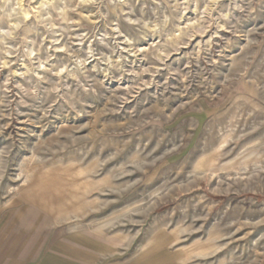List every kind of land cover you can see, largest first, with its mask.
<instances>
[{
    "label": "rangeland",
    "instance_id": "374dc122",
    "mask_svg": "<svg viewBox=\"0 0 264 264\" xmlns=\"http://www.w3.org/2000/svg\"><path fill=\"white\" fill-rule=\"evenodd\" d=\"M264 264V0H0V257Z\"/></svg>",
    "mask_w": 264,
    "mask_h": 264
},
{
    "label": "crops",
    "instance_id": "0c3cea01",
    "mask_svg": "<svg viewBox=\"0 0 264 264\" xmlns=\"http://www.w3.org/2000/svg\"><path fill=\"white\" fill-rule=\"evenodd\" d=\"M0 264H24L23 260L17 259L14 260L13 258H10L8 256L0 257Z\"/></svg>",
    "mask_w": 264,
    "mask_h": 264
}]
</instances>
